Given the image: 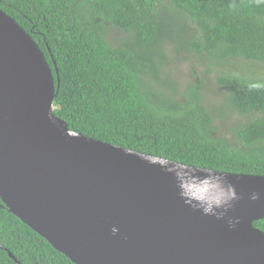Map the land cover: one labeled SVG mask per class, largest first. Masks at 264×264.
<instances>
[{
  "label": "trees",
  "instance_id": "16d2710c",
  "mask_svg": "<svg viewBox=\"0 0 264 264\" xmlns=\"http://www.w3.org/2000/svg\"><path fill=\"white\" fill-rule=\"evenodd\" d=\"M0 10L38 45L55 85L58 76L54 114L70 130L186 165L264 176V0H0ZM166 46L224 65L215 78L221 107L208 109L195 83L179 93L162 73ZM253 226L264 232V218ZM0 264L72 263L2 206Z\"/></svg>",
  "mask_w": 264,
  "mask_h": 264
},
{
  "label": "water",
  "instance_id": "95a60500",
  "mask_svg": "<svg viewBox=\"0 0 264 264\" xmlns=\"http://www.w3.org/2000/svg\"><path fill=\"white\" fill-rule=\"evenodd\" d=\"M56 83L35 41L0 10V207L72 264H264V232L253 226L264 218V176L184 164L197 179L207 174L192 169L224 175L239 197L223 219L202 215L164 169L181 163L70 130L54 114Z\"/></svg>",
  "mask_w": 264,
  "mask_h": 264
},
{
  "label": "clouds",
  "instance_id": "9594fccd",
  "mask_svg": "<svg viewBox=\"0 0 264 264\" xmlns=\"http://www.w3.org/2000/svg\"><path fill=\"white\" fill-rule=\"evenodd\" d=\"M151 163V162H149ZM178 166L179 170L176 168H168L164 166V169L168 172L175 171L177 180L179 181L178 194L183 202L194 208L195 210L201 212L205 216H214L216 219H223L225 213H227L232 207L233 203L239 199L236 194L235 186L230 183L224 175L211 172L202 171L200 169H192L198 172L206 173L203 179L195 178L190 172L184 171V169H190L181 162ZM210 188L219 193L218 196L207 198L203 195H197L192 188ZM252 200H257L258 196L253 194L251 196ZM229 225H232L233 221H228ZM117 229L112 228V233L115 234Z\"/></svg>",
  "mask_w": 264,
  "mask_h": 264
},
{
  "label": "rangeland",
  "instance_id": "374dc122",
  "mask_svg": "<svg viewBox=\"0 0 264 264\" xmlns=\"http://www.w3.org/2000/svg\"><path fill=\"white\" fill-rule=\"evenodd\" d=\"M119 34V35H118ZM114 38L122 37V33L114 31L112 33ZM112 41L111 36H109ZM176 44L173 46L175 47ZM166 53L170 52V58H168V66L163 69V75L169 76L171 81H174L178 87L179 93L185 88H189V84L195 83L200 88V93L205 94V99L208 101V109L213 110L212 106L221 107L224 104L225 98L223 94L216 88L215 78L217 73L224 70V65L209 67L208 62L205 60L202 63L199 62L197 56L189 55L187 53L174 54V50L170 46L165 47ZM246 68L250 69L251 64L247 63ZM258 76V75H257ZM264 77V72L260 75ZM237 119L235 116L230 122H235ZM220 124V121H216Z\"/></svg>",
  "mask_w": 264,
  "mask_h": 264
}]
</instances>
